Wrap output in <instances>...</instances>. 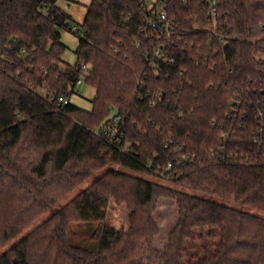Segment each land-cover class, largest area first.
<instances>
[{
	"label": "trees",
	"instance_id": "obj_1",
	"mask_svg": "<svg viewBox=\"0 0 264 264\" xmlns=\"http://www.w3.org/2000/svg\"><path fill=\"white\" fill-rule=\"evenodd\" d=\"M58 1L0 0V264H264V0H216L224 42L210 0H170L162 57L140 0H92L79 31ZM79 79L91 109L44 94L70 98ZM113 115L120 145L97 133ZM162 197L178 218L156 248ZM111 201L128 228L105 221ZM87 221L103 222L93 247L70 236Z\"/></svg>",
	"mask_w": 264,
	"mask_h": 264
},
{
	"label": "rangeland",
	"instance_id": "obj_2",
	"mask_svg": "<svg viewBox=\"0 0 264 264\" xmlns=\"http://www.w3.org/2000/svg\"><path fill=\"white\" fill-rule=\"evenodd\" d=\"M91 1L92 0H59L58 4L71 14V27L77 25L79 31L80 24L83 22L86 16L87 5H89ZM62 40L67 45V50L63 55L64 62L75 64L77 62V55L75 53V50L79 42L78 36L74 32L66 30L62 34ZM76 91L79 92H74V94H72V96L70 97L71 102L79 107L91 109L92 100L96 96V89L82 81L80 84L77 85ZM116 168L119 170H126L118 166ZM140 175L145 178L153 179L160 184H167L171 186L174 185L171 181H168L166 179L164 180L156 176H148L143 174ZM92 180L86 182L82 186V188L86 187ZM71 197L72 195L63 200L61 205L68 202ZM154 218L160 228V232L155 238V247L163 248L164 245L167 243L169 233L178 218V209L174 201L164 197L160 198L157 203V209L154 213ZM105 221L109 225H112L117 228H128L129 210L126 204H117L114 201H111L108 207L106 208ZM37 224H39V222H37ZM102 224L103 222L101 221L74 222L72 224L73 229L70 236L72 237L73 242L76 244L86 247H93L94 242L91 240L90 235L92 232L99 230ZM10 245L11 244H9L7 248Z\"/></svg>",
	"mask_w": 264,
	"mask_h": 264
},
{
	"label": "built area",
	"instance_id": "obj_3",
	"mask_svg": "<svg viewBox=\"0 0 264 264\" xmlns=\"http://www.w3.org/2000/svg\"><path fill=\"white\" fill-rule=\"evenodd\" d=\"M169 2L170 0H140L142 8L146 12L141 26V31L146 37L158 40L159 43L154 48V56L158 57H162L165 54L168 46L171 45L174 36L177 34L175 21L168 15L167 8ZM216 6L217 1L210 0V15L214 19V25L210 28V31L215 37L224 42L225 36L219 33V31L217 30V24L215 22V19L217 17ZM78 29L79 28L77 25L72 26L73 31H78ZM82 69L87 70L88 66L86 64H83ZM82 81V79H79L77 81V85ZM75 92L79 91H76L75 88ZM44 94L46 96H49L52 100H55L57 109L62 108L71 101L70 98L66 96H61L56 99L48 90H45ZM146 95H149V93H147ZM157 97L161 98V94H158ZM155 103L156 102L154 101L152 105H154ZM97 133H101L105 138L108 139L109 142L116 143L117 145H120L123 142L125 136L124 129L120 124V119L116 115L111 116L106 124L97 130ZM222 137L224 139L228 138L225 132H222ZM223 151L224 148L221 149V153ZM211 153L213 154L214 151H212ZM183 157L188 158L189 155H184ZM229 157H232V154H230ZM218 158L224 157L218 154ZM174 166L175 162L169 161L166 166L159 169L160 175L165 178L170 177V175L174 174Z\"/></svg>",
	"mask_w": 264,
	"mask_h": 264
},
{
	"label": "water",
	"instance_id": "obj_4",
	"mask_svg": "<svg viewBox=\"0 0 264 264\" xmlns=\"http://www.w3.org/2000/svg\"><path fill=\"white\" fill-rule=\"evenodd\" d=\"M0 52H1V50H0Z\"/></svg>",
	"mask_w": 264,
	"mask_h": 264
}]
</instances>
